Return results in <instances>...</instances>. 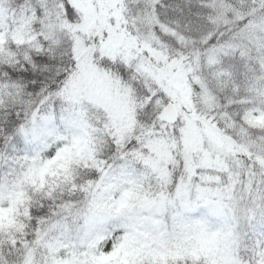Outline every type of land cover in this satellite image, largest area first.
Masks as SVG:
<instances>
[{"label": "snow or ice", "instance_id": "1", "mask_svg": "<svg viewBox=\"0 0 264 264\" xmlns=\"http://www.w3.org/2000/svg\"><path fill=\"white\" fill-rule=\"evenodd\" d=\"M0 264H264V0H0Z\"/></svg>", "mask_w": 264, "mask_h": 264}]
</instances>
